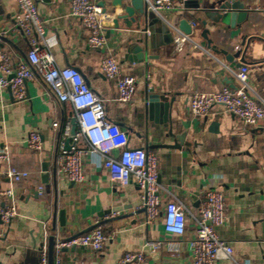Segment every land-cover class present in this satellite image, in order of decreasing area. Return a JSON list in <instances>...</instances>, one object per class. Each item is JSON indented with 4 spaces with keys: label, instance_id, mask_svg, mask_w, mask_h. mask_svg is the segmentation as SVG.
<instances>
[{
    "label": "crops",
    "instance_id": "1",
    "mask_svg": "<svg viewBox=\"0 0 264 264\" xmlns=\"http://www.w3.org/2000/svg\"><path fill=\"white\" fill-rule=\"evenodd\" d=\"M91 1L102 11L117 2ZM220 1L174 0L175 8L161 14L172 23L183 13L192 22L194 44L186 43L181 51L175 47L174 34L165 35L163 24L142 32L116 31L112 29L115 16L109 12L104 15L106 30H110V34L105 32L106 44L94 49L81 21L70 16L69 0L38 1L45 38L58 65L82 72L110 120L126 132L130 148H145L157 155L162 214L168 202L183 205L186 232L181 238L167 234L162 214L148 223L140 188H118L98 154L87 157L84 183H71L60 176L55 167L58 133L61 125L64 129L70 124L75 109L61 103L37 76L27 82L23 101H14L9 90L0 89V149L8 146L11 167L28 174L15 184L19 217L8 226L0 221V264H39L41 250L49 254L52 236L55 241L66 240L97 224L103 225L108 237L104 248L68 249L62 253V264H119L125 253L148 252L147 243L161 240L180 244L176 249L164 245L147 264H193L188 243L195 238L198 210L209 189L225 194L226 220L217 232L233 247L235 261L264 264V120L256 127H245L222 107L205 117L189 112L195 93L235 89L242 63L250 70L252 95L264 101V12L258 10L264 0H235L247 16L234 26L207 16ZM17 15V0H0V45L17 61H26L30 45L18 30ZM142 35L147 42L142 45L143 54L130 53L131 60L127 59L128 50ZM107 52L116 56L124 74L136 78L137 92L130 103L118 101L115 82L103 73L101 63ZM152 97L172 101L168 119L161 106L149 108ZM56 122L59 127L54 129ZM32 131L41 134L44 148L40 153L28 149ZM182 135L185 144L174 148ZM65 139L64 134L60 150ZM118 155L115 151L114 156ZM44 163H48L45 177ZM7 183L0 174V187ZM62 211L66 212L64 227Z\"/></svg>",
    "mask_w": 264,
    "mask_h": 264
},
{
    "label": "built area",
    "instance_id": "2",
    "mask_svg": "<svg viewBox=\"0 0 264 264\" xmlns=\"http://www.w3.org/2000/svg\"><path fill=\"white\" fill-rule=\"evenodd\" d=\"M39 0H17L18 15L16 25L20 34L28 41L30 50L26 61H17L12 54L0 45V89L9 90L14 101L26 97L28 81L39 76L61 103H70L75 109L77 133L70 151L60 150L57 166L60 176L75 184L85 181V165L90 154H98L103 166L108 169L111 180L118 188L134 185L142 191L141 203L148 223H153L162 214V199L158 194V157L145 148L134 149L128 146L129 139L121 126L108 117L103 101L91 88L82 72L75 67H60L45 38L46 26L38 12ZM70 16L81 21L88 33V43L94 49H103L106 44L108 21L104 13L91 0H69ZM174 0H148L147 8L160 15L175 8ZM264 12V7L258 8ZM192 42L190 35L178 30L174 33V44L178 51L186 43ZM194 44V43H193ZM197 48V45L193 46ZM104 75L114 81L117 99L123 103L133 101L137 92V81L132 75L123 73L119 60L112 52L102 59ZM249 67L240 66L235 89L224 87L217 92H197L189 103L193 117H205L214 108L222 107L234 115L245 127H256L264 120V101L256 99L249 84ZM151 78V75H148ZM54 129L59 123H54ZM70 124L64 126L67 137ZM28 149L40 153L44 143L38 131H32L27 139ZM119 151L118 156L114 152ZM12 154L8 146L0 149V174L7 180L6 187H0V221L8 226L19 217L18 197L15 184L28 176L11 167ZM183 205L175 202L165 204L163 222L165 232L178 238L186 232V212ZM200 221L195 238L188 244L193 254V264H238L234 259L233 247L223 240L217 228L226 220L225 194L222 190L209 189L198 210ZM107 235L102 224H97L89 232L66 240H58L54 246V264H62V253L76 247H89L101 251ZM179 241H153L147 243L148 252H127L119 264H147L152 254L164 245L176 249ZM49 264L47 249L40 252V263Z\"/></svg>",
    "mask_w": 264,
    "mask_h": 264
},
{
    "label": "water",
    "instance_id": "3",
    "mask_svg": "<svg viewBox=\"0 0 264 264\" xmlns=\"http://www.w3.org/2000/svg\"><path fill=\"white\" fill-rule=\"evenodd\" d=\"M147 1L148 0H117L116 3L112 4L110 9H104V13H111L115 17L112 20L113 23V30L120 31L123 29L132 30L137 32L145 31V29L157 25L163 24V31L166 36H171L175 33V30H178L186 35H192L193 33V26L192 22L187 19V17L181 13L178 15L174 21L171 23L166 19H162V17L156 14L153 11L148 10L147 8ZM187 2V1H186ZM120 5L118 7V4ZM104 6V5H103ZM198 7V6H197ZM120 10V12H118ZM243 6L237 3L235 0H222L217 3V8L213 11H209L207 16L212 19L216 23H224L230 24L234 26L236 22H241L247 15L246 13H242ZM201 20V19H200ZM202 25H206V21L202 22ZM108 26V25H107ZM107 34H110V30H106ZM207 32L203 34V36L207 37ZM145 36H140L137 40V45L131 47L127 53V59L131 60L130 53H140L143 54L144 47L142 46L145 41ZM145 46V45H144ZM141 58V56L139 57ZM242 63L240 66H242ZM172 101L162 100L160 98L152 97L150 100L149 108L151 110L154 109L156 106H161L166 113L167 119L169 118L170 106ZM77 133V120L76 117H72L70 119V130L69 134L65 139L64 146L62 147L66 151H70L74 145L73 139ZM64 136V129L61 125L59 133H58V144H57V151L55 154V167L57 168V160L60 153V144L62 138ZM185 144L184 135L179 137V144H177L174 148H181ZM47 165L48 163L43 164V170L45 172L44 177L47 174ZM57 173V172H56ZM60 220L61 226H66V212L62 211L60 213ZM55 237L52 236L50 238V245H49V264H54V246H55ZM66 251V250H65Z\"/></svg>",
    "mask_w": 264,
    "mask_h": 264
}]
</instances>
